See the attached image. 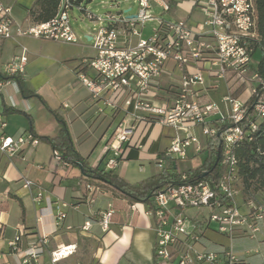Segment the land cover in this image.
Here are the masks:
<instances>
[{
    "label": "built area",
    "instance_id": "built-area-1",
    "mask_svg": "<svg viewBox=\"0 0 264 264\" xmlns=\"http://www.w3.org/2000/svg\"><path fill=\"white\" fill-rule=\"evenodd\" d=\"M134 1L137 12L133 15L109 13L102 19L84 9L85 15L97 23L88 35L94 54L80 60L76 78L99 112L108 108L113 115L123 113L105 144L106 153H111L105 169L118 166L124 143L130 142L140 123H159L175 130L169 146L156 157L160 169L165 163L187 159L189 147H194L195 152L202 150L194 127H200L206 140L216 134L220 138L219 164L223 170L217 180L202 177L186 181L187 173L182 171V182H167L151 196L148 214L155 232L154 254L158 264L242 263L244 260L233 248L237 233L255 241L256 246L245 250V254L257 255L260 264H264V190L244 193L236 154V148L253 138L259 120L264 118V78L249 68L252 39L256 38L253 0H191L188 17L170 20L157 18L153 10L159 8L162 13L173 15L177 10L175 0ZM72 5L70 0H61L58 12L50 20L23 26L14 23L8 15L9 8L0 4V38L29 36L78 42L68 15ZM193 12L199 17L190 23ZM149 19L158 21V26L151 36L143 38V23ZM25 62L22 52L7 64L6 74H21ZM164 76L169 77L167 84ZM228 78L246 85V100L233 97L229 89L220 103L202 99L219 81ZM11 82L16 83L3 79L0 89ZM9 105L16 106L11 96ZM213 115L215 119H211ZM5 126L0 114V129ZM37 143L38 139L30 133L17 137L0 134V151L8 157ZM52 159L69 166L58 149H52ZM78 183L89 191L94 189L89 182ZM30 185L31 181L25 179L24 186ZM34 200L40 201L41 193ZM186 208L203 209L201 217H188ZM113 212L109 207L99 217L103 231L108 230ZM53 216L59 225L65 212L57 207ZM211 224L228 240L219 251L202 244L203 229ZM89 225L90 221H85L84 228ZM45 243V238L40 239L17 264H35ZM11 245L15 248V242ZM73 251L71 245L59 246L50 251V260L56 263Z\"/></svg>",
    "mask_w": 264,
    "mask_h": 264
},
{
    "label": "crops",
    "instance_id": "crops-1",
    "mask_svg": "<svg viewBox=\"0 0 264 264\" xmlns=\"http://www.w3.org/2000/svg\"><path fill=\"white\" fill-rule=\"evenodd\" d=\"M35 1L0 0V4L9 8L8 15L14 23L27 26L35 23L29 14ZM189 14L187 12L179 17H188ZM29 38L33 39L29 36L0 38V74L6 73V66L14 57L22 52L26 55L24 70L21 73L25 90L22 92L16 81L3 85L0 89V114L6 121V126L0 129V134L4 132L17 137L30 133L29 128L32 127L36 136L52 137L65 125L80 156L90 166H96L102 161V166L105 167L107 159L111 156L110 152L106 153L105 144L117 125L113 124L123 117V113L113 115L108 108L99 112L87 89L76 78L80 60L93 56L94 49L90 46L92 52L83 55L82 49L76 47L74 55L81 56L79 60L76 59L73 66L75 81L72 83L69 82L65 86L48 87L40 84L32 87L27 69H31L35 61V50H32L28 43ZM55 42L73 48L68 42ZM40 43L43 44L42 41ZM168 66L171 68L172 64ZM173 75L177 77V72L173 71ZM163 81L167 84L169 77L164 76ZM43 87L46 89H42ZM228 89V81L221 80L217 87L209 90L202 99L220 103L222 95L227 93ZM243 94L244 91L239 99H242ZM9 96L16 102L15 107L9 105ZM53 111L63 119V124ZM215 118L216 115L211 116V119ZM193 129L204 148L207 140L200 127L196 126ZM174 132L172 127L159 123L151 125L144 132L137 128L130 142L124 143L121 159L113 171L129 182H136L140 179L131 180L125 177L123 164H127L129 160H148L154 169L149 175L160 172L162 168L156 166V157L169 146ZM96 133L98 137L90 148ZM37 139L36 145H26L12 157L0 151V264H17L24 252L42 238L46 239V243L35 264H80L81 258L89 256L90 252L95 261L93 264H155V232L153 219L148 214V205L143 202H131L108 187L86 180L80 176L78 165L69 164L64 167L58 164L52 159L51 145L45 140ZM101 141L102 148L93 160H90L96 145ZM199 152H195L194 147H189L187 159L174 163L177 170L182 172L196 167L203 156V153ZM190 158L193 161H190ZM187 160L189 162L186 164ZM181 163H184L183 167ZM166 165L167 163L164 167ZM138 169L144 172L146 168L140 163ZM25 179L31 181L28 188L24 186ZM80 181L93 184L94 189L87 190L83 184L78 183ZM37 193H41L40 201L34 200ZM57 207L65 212L59 225L55 224L53 216L54 208ZM109 207L114 212L108 230L103 231L98 219ZM87 220L90 221V225L84 228ZM200 226L203 227V224L200 223ZM213 228L214 225L211 224L210 228L203 229L202 244L207 249L219 251L223 244L207 235L208 230L216 232ZM236 239L242 244L244 241H251L242 234H237ZM12 242H15V248L12 247ZM66 245L73 246L74 251L52 263L50 251ZM247 249L251 248L241 251L234 249L244 260L238 264H260L257 255L245 254ZM253 258L257 260L254 261Z\"/></svg>",
    "mask_w": 264,
    "mask_h": 264
},
{
    "label": "trees",
    "instance_id": "trees-1",
    "mask_svg": "<svg viewBox=\"0 0 264 264\" xmlns=\"http://www.w3.org/2000/svg\"><path fill=\"white\" fill-rule=\"evenodd\" d=\"M73 3V0H70ZM61 0H36L34 7L29 10L35 22H45L56 15L60 7ZM255 33L256 38L252 39L253 51L259 49L261 52L260 60L256 65H252L251 55L249 68L264 78V0H253ZM3 79L15 80L21 91L25 90L24 79L19 73L0 74V81ZM228 85L233 97L239 98L245 89L244 83H239L236 79L228 78ZM251 109V108H250ZM54 112V111H53ZM56 118L62 122L63 119L56 113ZM228 122L225 124L227 125ZM30 134L36 138L47 141L52 149H58L62 152L64 159L69 164L78 165L81 162L80 176L97 185H102L118 192L131 202H143L149 205L153 193L161 188L167 182L179 183L181 172L177 170L173 162H168L158 173L152 174L136 182H129L113 170H106L102 166V161L96 166H90L78 153L73 145L72 139L65 125L55 136H36L32 127L29 128ZM220 138L216 134L206 141L205 147L199 152L203 153L198 165L186 170V181H192L199 178H212L217 180L223 170L219 164L220 161ZM238 172L243 182L245 194L259 193L264 190V118L259 120L257 129L253 133L251 140L243 141L237 148ZM154 262L158 264L154 254Z\"/></svg>",
    "mask_w": 264,
    "mask_h": 264
},
{
    "label": "rangeland",
    "instance_id": "rangeland-1",
    "mask_svg": "<svg viewBox=\"0 0 264 264\" xmlns=\"http://www.w3.org/2000/svg\"><path fill=\"white\" fill-rule=\"evenodd\" d=\"M3 1V0H1ZM177 2V12L173 15L170 13H162L159 8H155L153 10V15L157 18H163L165 20L173 19L174 17H178L179 15H185L187 12L190 13L192 9V1L191 0H175ZM18 7V4H16ZM84 9L92 12L94 15L99 16L102 19H105L106 15L117 14L118 12H123L124 15H133L137 12V3L134 0H73V5L71 8L68 9V15L70 18V25L75 32V34L79 37L78 42L71 43L73 48L64 47L61 42H53V40L48 39H37V38H29L28 43L31 45V49L35 50V61L32 64L31 69H27V75L29 79L30 85L33 87L42 84V86H51V85H58V86H65L69 82L75 81V74L73 71V66L76 63V59L79 60L81 54H90L91 51V43L92 41L87 39V35H91L93 33V28L97 26L96 22L90 20L84 13ZM129 9V11L124 12L125 10ZM199 17V14L193 12L190 15L188 21L193 23L196 18ZM158 26V21L155 19L146 20L143 23L141 35L143 38H148L154 33V30ZM42 41V45L41 42ZM76 47H80L82 49L81 54L77 56L74 55L76 52ZM261 52L259 49H256L251 55V62L252 65H256L260 60ZM42 89H46L43 87ZM244 94L242 99L248 98V91L245 89L243 90ZM98 105L101 106L99 102ZM120 119H117L113 126L117 124ZM41 121V119H39ZM112 126V128H113ZM77 127V126H75ZM150 127L147 123H140L138 126V130L144 132L148 130ZM111 128V129H112ZM79 129V128H78ZM107 131L108 133L111 131ZM80 130V129H79ZM69 131V129H68ZM81 132V131H80ZM107 133V134H108ZM198 133V131H197ZM95 140L92 141V145L90 148L93 147L95 141L97 139V133L95 134ZM75 146V145H74ZM103 146V141L99 142L95 147V152L91 155L90 160L99 153L100 149ZM199 154L197 158H199ZM190 161L191 158L189 159ZM189 162L188 160L186 161ZM143 163L145 166V171H139V164ZM180 164V163H179ZM184 163H181V167H183ZM180 167V168H181ZM122 168L126 172V178H130L131 180H141V178H146L150 176L152 166L148 163V160L141 161V160H129L127 164H123ZM201 210L198 208H186L184 213L189 217H193L194 215L201 217ZM207 210L204 209V213ZM211 239L218 242L219 244L226 245L228 244V240L225 239L224 236L221 234L214 232L212 230H208L207 234ZM237 233L234 235L233 246L235 250H244L245 248H253L256 246L255 241L251 240L249 242L244 241L242 244L240 241H237ZM90 252V251H89ZM80 264H93L94 258L89 253V256H84L81 258ZM253 260H257L253 258Z\"/></svg>",
    "mask_w": 264,
    "mask_h": 264
},
{
    "label": "water",
    "instance_id": "water-1",
    "mask_svg": "<svg viewBox=\"0 0 264 264\" xmlns=\"http://www.w3.org/2000/svg\"><path fill=\"white\" fill-rule=\"evenodd\" d=\"M129 9L125 10V11H128ZM87 39H90V37L87 36ZM78 166L80 167V169H82V166H81V162H78Z\"/></svg>",
    "mask_w": 264,
    "mask_h": 264
}]
</instances>
